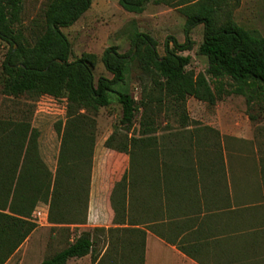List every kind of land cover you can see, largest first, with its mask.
Masks as SVG:
<instances>
[{"label":"trees","instance_id":"1","mask_svg":"<svg viewBox=\"0 0 264 264\" xmlns=\"http://www.w3.org/2000/svg\"><path fill=\"white\" fill-rule=\"evenodd\" d=\"M241 1L119 0L132 14L144 13L149 4L179 10L185 17L186 40L180 43L169 36L161 56L158 42L133 23L131 49L120 53L116 46L108 47L100 59L112 78L102 76L96 81L99 57L84 53L71 60L72 44L63 32L90 10L92 0H50L42 31L33 42L21 28L23 0H0V40L10 46L3 63V96L66 100V119L55 124L60 139L55 172L41 156L40 131L29 119V111L18 109L14 111L20 113L17 117L0 116V264H6L37 229L34 213L39 204L48 206L47 222L52 228L87 224L99 110L109 107L111 94H115L122 109L120 127L127 131L141 108L144 113L148 111L147 105L142 107L131 93L115 91L117 85L126 83L129 63H137L160 89L159 102L166 94L176 103L185 104L193 97L215 105L224 94H236L245 96L249 105L264 95V36L234 20ZM201 25L204 36L198 54L207 58L208 67L205 74L196 76L187 70L191 56L182 53L193 49L190 35ZM207 77L215 82V88ZM227 86L232 89L227 90ZM147 98L151 100L150 93ZM143 118L140 139L128 140L118 126L105 142L116 159L121 155L129 160L131 172L138 165L160 163L158 149L148 154L134 151L141 145L149 146L150 135L155 132L146 114ZM126 178L127 170L122 182ZM122 242L126 247L120 229L93 228L81 232L40 264H68L89 255L92 264H120ZM142 260L143 253L141 264Z\"/></svg>","mask_w":264,"mask_h":264},{"label":"crops","instance_id":"2","mask_svg":"<svg viewBox=\"0 0 264 264\" xmlns=\"http://www.w3.org/2000/svg\"><path fill=\"white\" fill-rule=\"evenodd\" d=\"M213 128L220 145L207 129L191 135L192 144H167L158 166L132 172L129 160L113 151L102 168L94 155L84 226L120 229L129 244L120 246V264H141L142 253V264H264V139L241 126ZM48 167L55 172L57 164ZM38 210L46 220L48 206Z\"/></svg>","mask_w":264,"mask_h":264},{"label":"rangeland","instance_id":"3","mask_svg":"<svg viewBox=\"0 0 264 264\" xmlns=\"http://www.w3.org/2000/svg\"><path fill=\"white\" fill-rule=\"evenodd\" d=\"M49 1L23 0L21 28L24 29L30 42H33L42 31L45 23L44 11ZM233 17L240 26L264 36V0H242L240 6L234 11ZM133 23L139 31L150 34L158 42V52L161 56L165 55L164 43L169 36L176 38L180 43L186 40L185 17L175 8L149 4L144 13L132 14L120 6L119 0H92L90 10L73 26L63 29L72 44L71 60L80 58L84 53L96 54L99 57V63L94 71L96 81L102 76L112 78L111 74L105 70L100 58L111 46H116L120 53L129 52L131 49L129 33ZM203 36L204 27L202 25L196 27L190 35L194 42L193 49L182 53L185 56H191L192 61L187 70L194 72L196 76L200 73L205 74L208 67L207 58L198 54ZM9 48L8 44L0 40V116L9 117L13 114L17 117L20 113H14V111L28 110L29 119L40 131L39 145L42 155L48 165L55 169L60 149V139L55 131V124L66 119V100L50 96L16 100L4 97L2 94L5 82L3 63ZM207 79L211 87L215 88V82L209 77ZM227 82L231 84L230 81L227 80ZM226 89L232 88L227 86ZM115 91L131 93L142 107L147 105L148 111L144 113L141 108L134 124L127 131L120 127L122 109L117 102V96L111 94V105L101 108L96 116L98 128L96 146L98 148L95 156L97 167L100 168L112 158L113 152L105 147V142L115 128L119 126V133L127 135L128 140L140 139V123L144 119V114L155 132L150 135L151 147L141 145L140 149L134 150L135 152L148 154L157 149L160 152L161 149L166 148L167 144H175L176 139L185 141V145L189 141L192 144L193 141L189 140L191 135H204L207 129L212 130L209 132L210 137L215 136V143L218 146L221 143L220 132L213 127H220V124L241 126L255 137L264 139V95L249 105L245 96L236 94H224L215 105L193 97H188L185 104L176 103L166 94H163L162 101L159 102L156 98H159L160 89L154 87L152 79L143 73L137 63H129L126 83L117 85ZM148 93L151 100L147 98ZM209 124L211 126H208ZM91 202L90 194L89 208ZM94 208L93 203L92 213L96 212ZM44 213V210H39L36 214V221L39 222L42 219V224L38 225L37 231L30 240L6 264H40L45 258L66 247L81 232L93 229L91 226L52 228L44 220ZM69 264H92V260L88 256L87 260H71Z\"/></svg>","mask_w":264,"mask_h":264},{"label":"built area","instance_id":"4","mask_svg":"<svg viewBox=\"0 0 264 264\" xmlns=\"http://www.w3.org/2000/svg\"><path fill=\"white\" fill-rule=\"evenodd\" d=\"M38 212H39V210H38V211H35L34 214L36 215ZM36 217H37V215H36ZM34 218H35V217H34ZM40 220H42V219H40ZM44 220H45V219H44ZM46 222H47V219H46ZM37 224H41V222H40V221H39V222L37 221Z\"/></svg>","mask_w":264,"mask_h":264}]
</instances>
